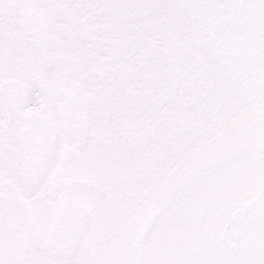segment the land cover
I'll return each mask as SVG.
<instances>
[{
  "label": "snow or ice",
  "instance_id": "6c2138e0",
  "mask_svg": "<svg viewBox=\"0 0 264 264\" xmlns=\"http://www.w3.org/2000/svg\"><path fill=\"white\" fill-rule=\"evenodd\" d=\"M0 264H264V0H0Z\"/></svg>",
  "mask_w": 264,
  "mask_h": 264
}]
</instances>
